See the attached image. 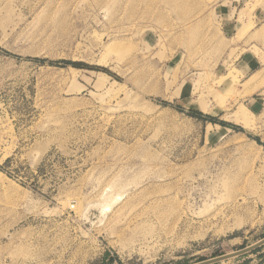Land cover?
Instances as JSON below:
<instances>
[{"label":"rangeland","instance_id":"1","mask_svg":"<svg viewBox=\"0 0 264 264\" xmlns=\"http://www.w3.org/2000/svg\"><path fill=\"white\" fill-rule=\"evenodd\" d=\"M263 238L264 0H0V264Z\"/></svg>","mask_w":264,"mask_h":264},{"label":"water","instance_id":"2","mask_svg":"<svg viewBox=\"0 0 264 264\" xmlns=\"http://www.w3.org/2000/svg\"><path fill=\"white\" fill-rule=\"evenodd\" d=\"M263 244H264V238L261 239L260 241L256 242L255 244L250 245L248 247H245L243 249H240L238 251H235V252H232V253H228V254H225V255H221V256H218V257H215V258H211V259H208V260H204V261L198 262L196 264H212V263H215V262H218V261H222V260H225V259H228V258L239 256V255H242L244 253H247L249 251H252V250L258 248V247H260Z\"/></svg>","mask_w":264,"mask_h":264},{"label":"trees","instance_id":"3","mask_svg":"<svg viewBox=\"0 0 264 264\" xmlns=\"http://www.w3.org/2000/svg\"><path fill=\"white\" fill-rule=\"evenodd\" d=\"M73 65H75V66H84L83 64H81V63H72ZM103 70H107V69H104V68H102ZM195 114H200L199 112H196ZM210 119H212V120H216L214 117H210ZM230 125V124H229ZM231 126V125H230ZM232 126H234V125H232Z\"/></svg>","mask_w":264,"mask_h":264},{"label":"bare ground","instance_id":"4","mask_svg":"<svg viewBox=\"0 0 264 264\" xmlns=\"http://www.w3.org/2000/svg\"><path fill=\"white\" fill-rule=\"evenodd\" d=\"M237 112H241L242 113L243 112V109H241V107H240L239 111H237Z\"/></svg>","mask_w":264,"mask_h":264}]
</instances>
